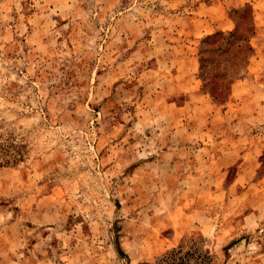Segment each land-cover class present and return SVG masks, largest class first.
Here are the masks:
<instances>
[{
    "label": "rangeland",
    "instance_id": "1",
    "mask_svg": "<svg viewBox=\"0 0 264 264\" xmlns=\"http://www.w3.org/2000/svg\"><path fill=\"white\" fill-rule=\"evenodd\" d=\"M259 4L0 0V264H264ZM210 112L238 138L227 194L208 198L209 232L176 231L171 153L186 145L195 170Z\"/></svg>",
    "mask_w": 264,
    "mask_h": 264
},
{
    "label": "crops",
    "instance_id": "2",
    "mask_svg": "<svg viewBox=\"0 0 264 264\" xmlns=\"http://www.w3.org/2000/svg\"><path fill=\"white\" fill-rule=\"evenodd\" d=\"M254 1H256V3L260 2L257 8L264 6V0ZM252 4L255 6V2ZM259 17L263 21L262 26H264V16H262V13ZM255 40L256 42L264 43V35L260 38H256ZM261 52L264 54L262 50L258 51V54H262ZM262 55H256L254 58L256 63L258 61L261 64L260 67L258 66L257 69L255 68L257 72L264 71V55ZM219 118L220 117L217 116L216 112L206 113V126L202 128L195 126L202 135H206V146L201 148L198 147V149H196V151L200 154L201 161L198 163V161L195 162L192 159V165L195 168L194 171L191 170L190 173H187V170L183 171L184 162L182 158H186V161H190L191 158V153L186 145H178V147H176V149L171 153L172 164L174 165V170L176 171L175 177L177 176L175 179V182L177 183L175 184V188H177V192L180 193V196L175 198L176 202H172V213L174 214L172 226H174L176 231L177 229H184L188 233L196 227L195 225L197 222H202V224L199 223L202 226L198 227V229L202 231L206 229V232H209L212 227L214 228L215 226L210 221L211 214H208L210 213L209 209L211 208V201H209L208 198L221 199L222 196L226 197V176L223 175L224 170L228 167L227 164H231L228 161L229 157H226L227 154L235 153V150L232 149V142L234 141L235 143L238 139L235 137V134L233 135L231 133L230 130L219 129V127H221V125H219ZM189 129L191 130L192 128L190 127ZM191 136H193L192 130L191 132L186 133V138ZM230 149H232V151H230ZM231 162L234 163V160L231 159ZM191 175L194 177L202 175L203 179L206 178V184L208 185H206V187L204 184L200 185L199 183L201 181L194 185L185 184L184 182H186L187 178ZM233 184H236V182L232 181L230 186H233ZM172 196L173 201L174 195ZM189 200L192 205L186 206V202ZM213 230L215 231V229Z\"/></svg>",
    "mask_w": 264,
    "mask_h": 264
},
{
    "label": "trees",
    "instance_id": "3",
    "mask_svg": "<svg viewBox=\"0 0 264 264\" xmlns=\"http://www.w3.org/2000/svg\"><path fill=\"white\" fill-rule=\"evenodd\" d=\"M239 27V21L236 23V27L233 31L227 33V35H224L223 33L219 32V33H216L214 35H210V36H207L203 41H202V49H201V62L203 61V55L205 53L208 52V49L207 47L210 46L211 42L214 41L217 37H220L222 38V40H225V39H230L232 37L235 36V33L237 32V29ZM249 31L251 32L250 35H252V28L250 27L249 28ZM248 45L246 47V51L248 53H251L252 52V47L249 43V40H248ZM214 51L216 52H220L221 49L220 48H216ZM240 77V74H237L235 73L234 75L231 76V80H230V84H232L235 80H237L238 78ZM216 78L215 75H211L208 79H203V81L206 83V86L208 88L207 90V93L211 95V98L213 100H217L218 96L221 95V88H219L218 85H216L214 83V79ZM176 252L172 251L171 253H168L166 256H164L162 259H161V262L165 263V264H175L176 263V255H175Z\"/></svg>",
    "mask_w": 264,
    "mask_h": 264
}]
</instances>
